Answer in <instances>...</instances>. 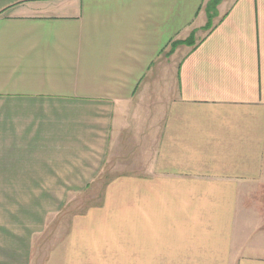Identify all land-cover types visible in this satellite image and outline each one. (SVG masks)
I'll return each instance as SVG.
<instances>
[{
	"label": "crops",
	"instance_id": "0c3cea01",
	"mask_svg": "<svg viewBox=\"0 0 264 264\" xmlns=\"http://www.w3.org/2000/svg\"><path fill=\"white\" fill-rule=\"evenodd\" d=\"M0 0V264H264V0Z\"/></svg>",
	"mask_w": 264,
	"mask_h": 264
},
{
	"label": "trees",
	"instance_id": "16d2710c",
	"mask_svg": "<svg viewBox=\"0 0 264 264\" xmlns=\"http://www.w3.org/2000/svg\"><path fill=\"white\" fill-rule=\"evenodd\" d=\"M219 0H214L210 6H208V18H209V22L206 26V28H210L212 26L211 24V19L213 18L212 12L215 10V8L217 7Z\"/></svg>",
	"mask_w": 264,
	"mask_h": 264
}]
</instances>
